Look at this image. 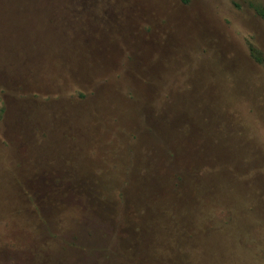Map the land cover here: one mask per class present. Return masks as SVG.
<instances>
[{"label":"rangeland","instance_id":"obj_1","mask_svg":"<svg viewBox=\"0 0 264 264\" xmlns=\"http://www.w3.org/2000/svg\"><path fill=\"white\" fill-rule=\"evenodd\" d=\"M251 4L0 0V264H264Z\"/></svg>","mask_w":264,"mask_h":264},{"label":"trees","instance_id":"obj_2","mask_svg":"<svg viewBox=\"0 0 264 264\" xmlns=\"http://www.w3.org/2000/svg\"><path fill=\"white\" fill-rule=\"evenodd\" d=\"M250 6L254 11V13L264 21V7L261 5H254V4H251ZM254 57L257 61H259V58L257 56L254 55Z\"/></svg>","mask_w":264,"mask_h":264}]
</instances>
